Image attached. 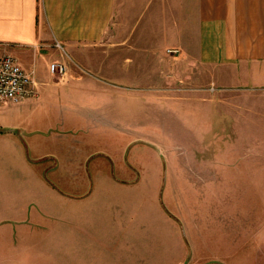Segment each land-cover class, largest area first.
<instances>
[{"label": "rangeland", "instance_id": "obj_1", "mask_svg": "<svg viewBox=\"0 0 264 264\" xmlns=\"http://www.w3.org/2000/svg\"><path fill=\"white\" fill-rule=\"evenodd\" d=\"M48 79L55 80L48 73L41 77ZM150 83L141 84L148 90L141 94L140 107L115 102L107 109L111 118L92 124V129H55L60 111L54 94L43 103L34 98L17 104L0 102L2 124L27 126L38 118L48 119L51 127L45 133L60 164L43 161L42 167L51 169L46 176L35 174V180L40 178L44 187L31 185L28 175H18L22 186L11 194L12 207L4 203L1 208V214L15 222L0 226V264H176L177 260L178 264H264V257L237 252L230 259L218 251L232 240L225 237L220 242V222L224 206H233L240 194L236 191L241 178L236 174L254 168L246 163L229 167L224 176L211 178V184H203V178L188 181L184 175H173L185 164L192 170H218L220 162L244 156L250 152L245 143L251 141L252 132L242 124L223 127L225 121L240 120L206 96L183 90L162 94L150 89ZM184 85L187 88V82ZM48 88L57 93L56 86ZM258 131L262 155L264 124ZM55 142L62 144L61 151ZM90 153L87 170L82 161L84 168L76 171L75 159ZM4 161L2 173L10 168L17 176V163ZM72 169L76 176H71ZM254 184L264 196V177ZM85 193L90 195L73 198ZM7 195L0 192V204ZM251 196L244 194L246 201ZM261 210L254 225L264 222ZM252 230L249 222L243 236ZM254 240L247 244L250 250ZM206 248L214 251L208 256Z\"/></svg>", "mask_w": 264, "mask_h": 264}, {"label": "crops", "instance_id": "obj_2", "mask_svg": "<svg viewBox=\"0 0 264 264\" xmlns=\"http://www.w3.org/2000/svg\"><path fill=\"white\" fill-rule=\"evenodd\" d=\"M55 41L70 61L54 47ZM1 54L13 56L24 69L34 71L38 95L33 101L43 103L49 94L56 96L60 119L55 129H92L111 118L107 109L115 102L140 107L141 94L148 90L141 84L146 81H151L149 88L155 92L183 90L206 96L223 105L225 113L235 114L240 121H225L223 127L242 124L250 130L252 139L245 143L250 152L220 162L218 170H192L185 164L173 175H184L188 181L203 178V184H211V178L224 176L242 163L254 168L236 174L241 178L236 191L240 194L233 206H224L225 217L220 222V242L225 237L232 240L218 251L230 259L237 252L238 256L264 257V235H259L264 222L253 224L257 212L264 210V201L258 200L263 193L254 184L259 176L264 177V169H258L259 165L264 168V154L258 152V130L264 124V0H0ZM38 60L43 63L37 65ZM60 61L67 64V72L52 77L48 66ZM37 67H43L40 74ZM47 73L53 82L41 80ZM50 85L57 87V93H51ZM0 125V167L7 166L5 158L17 163V176L10 168L0 170V192L8 194L0 204L1 226L15 222L2 215L1 208L4 203L12 207L11 194L22 186L18 175H28L31 185L44 187L40 178L35 180V174L46 176L51 169L42 167L43 161L50 159L55 167L60 164L45 133L51 127L46 117L27 126ZM55 143L61 151L62 144ZM91 154L75 159L74 169H83L82 161H86V171ZM73 171L71 176H76ZM248 193L252 196L246 201L244 194ZM249 222L253 230L244 237L243 227ZM253 239L250 250L247 244ZM212 251L206 248L208 256Z\"/></svg>", "mask_w": 264, "mask_h": 264}, {"label": "built area", "instance_id": "obj_3", "mask_svg": "<svg viewBox=\"0 0 264 264\" xmlns=\"http://www.w3.org/2000/svg\"><path fill=\"white\" fill-rule=\"evenodd\" d=\"M54 47L59 50L64 60L70 61L63 46L55 41ZM168 53L174 52L171 50ZM52 77L64 76L67 72V64L63 61L52 62L48 66ZM38 95L34 71L24 69L16 58L11 55H0V102L20 103Z\"/></svg>", "mask_w": 264, "mask_h": 264}]
</instances>
